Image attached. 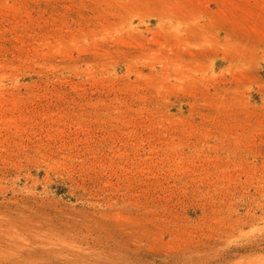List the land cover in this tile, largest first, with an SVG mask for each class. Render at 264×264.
<instances>
[{
    "label": "rangeland",
    "instance_id": "1",
    "mask_svg": "<svg viewBox=\"0 0 264 264\" xmlns=\"http://www.w3.org/2000/svg\"><path fill=\"white\" fill-rule=\"evenodd\" d=\"M0 264H264V0H0Z\"/></svg>",
    "mask_w": 264,
    "mask_h": 264
},
{
    "label": "bare ground",
    "instance_id": "2",
    "mask_svg": "<svg viewBox=\"0 0 264 264\" xmlns=\"http://www.w3.org/2000/svg\"><path fill=\"white\" fill-rule=\"evenodd\" d=\"M86 237V236H85ZM110 237L103 235L102 233H96L94 234V236L92 237V244H90L89 241H87V246L83 247L84 249H88V250H92V252L96 253L97 249L94 250L93 247H97L99 246L100 248H103L104 245V241H107ZM71 239V240H70ZM77 240H79L80 242L83 243L82 239L78 236L77 233L71 232L70 236H68L66 238V240L64 241H68L67 244H65L64 246H66V248L70 247V246H74L73 244L75 243H79L76 242ZM75 242V243H74ZM105 246V245H104Z\"/></svg>",
    "mask_w": 264,
    "mask_h": 264
}]
</instances>
